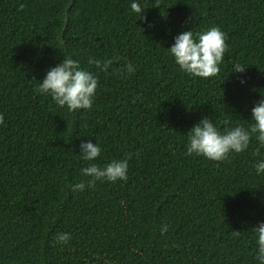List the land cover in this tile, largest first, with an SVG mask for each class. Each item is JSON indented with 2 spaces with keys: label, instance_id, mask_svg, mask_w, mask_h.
I'll return each instance as SVG.
<instances>
[{
  "label": "trees",
  "instance_id": "trees-1",
  "mask_svg": "<svg viewBox=\"0 0 264 264\" xmlns=\"http://www.w3.org/2000/svg\"><path fill=\"white\" fill-rule=\"evenodd\" d=\"M139 3L146 20L129 0H0V264H258L264 148L253 138L214 162L187 155L186 134L203 116L248 127L264 90V0ZM212 26L227 36L219 78L190 77L167 48ZM69 54L98 77L91 109L35 91ZM89 57L111 64L98 72ZM89 139L100 165L131 155L126 181L71 190L87 179Z\"/></svg>",
  "mask_w": 264,
  "mask_h": 264
},
{
  "label": "clouds",
  "instance_id": "clouds-1",
  "mask_svg": "<svg viewBox=\"0 0 264 264\" xmlns=\"http://www.w3.org/2000/svg\"><path fill=\"white\" fill-rule=\"evenodd\" d=\"M129 8L139 20H146L139 0H129ZM226 39V34L218 26L195 34L192 30H184L174 37V43L167 48L168 54L180 70L190 77L219 78L220 66L228 48ZM88 64L95 65L98 72H104L111 61L102 63L99 59L89 57ZM128 67L131 71V65ZM245 69V66L237 63L233 65L232 73H244ZM38 82L35 89L38 94L50 96L58 107L70 112L91 109L98 89L97 75L83 68L70 54L49 67ZM240 83L245 81L240 80ZM260 97L251 109L248 127L236 125L221 130L212 117L203 116L186 134V154L222 162L233 153L246 151L253 138L257 141L256 151L259 154L260 148H264V90H261ZM3 123V116L0 115V124ZM79 148L80 158L87 162V166L80 170L81 175L87 179L72 184L70 187L73 192L94 189L97 182L127 180L128 162L132 158L130 154L126 158L113 159L100 165L97 160L101 157L102 149L98 143L89 139L87 142L82 141ZM254 168L257 175L264 174V158L255 161ZM166 231L167 225H163L161 232ZM252 233L256 242L255 259L258 264H264V221L259 222ZM70 239L69 233L57 234V240L61 243H67Z\"/></svg>",
  "mask_w": 264,
  "mask_h": 264
}]
</instances>
